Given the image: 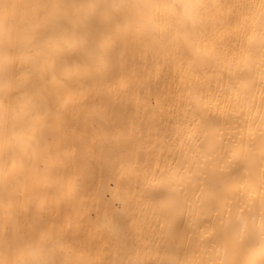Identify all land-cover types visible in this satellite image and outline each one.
<instances>
[{"label":"bare ground","instance_id":"6f19581e","mask_svg":"<svg viewBox=\"0 0 264 264\" xmlns=\"http://www.w3.org/2000/svg\"><path fill=\"white\" fill-rule=\"evenodd\" d=\"M14 2L33 32L76 38L94 23L91 0ZM210 3L223 66L264 0ZM30 79L23 73L18 87ZM31 90L53 122L54 150L24 194L0 193V251L20 228L55 227L90 264H211L219 217L264 179L259 94L250 99L221 71L137 48L122 74L94 85L70 113L42 83ZM117 212L109 228L103 218Z\"/></svg>","mask_w":264,"mask_h":264},{"label":"clouds","instance_id":"9594fccd","mask_svg":"<svg viewBox=\"0 0 264 264\" xmlns=\"http://www.w3.org/2000/svg\"><path fill=\"white\" fill-rule=\"evenodd\" d=\"M90 11L93 25L72 38L52 29L31 31L24 7L0 0V193L24 194L54 150L53 122L42 113L31 84L42 83L70 113L83 106L82 97L94 85L123 73L129 48L221 71L250 99L259 94L264 120V3L223 66L212 40L217 9L210 0H91ZM25 72L31 79L21 89ZM117 215L104 216L109 228L118 227ZM216 230L211 264H264V179L219 217ZM0 256L5 257L0 264H90L71 235L55 227L18 229Z\"/></svg>","mask_w":264,"mask_h":264}]
</instances>
